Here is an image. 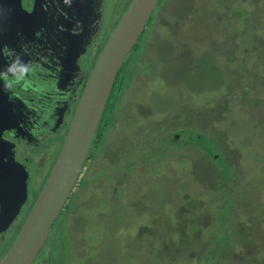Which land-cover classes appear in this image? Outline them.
Here are the masks:
<instances>
[{
    "label": "rangeland",
    "instance_id": "rangeland-1",
    "mask_svg": "<svg viewBox=\"0 0 264 264\" xmlns=\"http://www.w3.org/2000/svg\"><path fill=\"white\" fill-rule=\"evenodd\" d=\"M129 59L59 264H264V0H168Z\"/></svg>",
    "mask_w": 264,
    "mask_h": 264
},
{
    "label": "flooded vegetation",
    "instance_id": "flooded-vegetation-1",
    "mask_svg": "<svg viewBox=\"0 0 264 264\" xmlns=\"http://www.w3.org/2000/svg\"><path fill=\"white\" fill-rule=\"evenodd\" d=\"M132 1L89 0L79 8L70 0L54 1L52 5L46 0L41 27L21 35L15 45L0 46V107L8 113L2 123L7 127L2 128L0 138L8 142L12 160L25 175L24 180L16 181L15 191L18 196L25 181V200L6 228L0 230V262L43 191L96 59ZM158 3L159 0L145 28L154 17ZM46 4H50L48 9ZM73 86L67 109L61 114L63 100ZM107 102L108 99L101 118ZM85 163L86 159L79 176ZM2 193L5 196L0 195V212L8 213L13 209L9 204L16 202L13 180L0 187ZM61 211L30 264H59V238L53 230Z\"/></svg>",
    "mask_w": 264,
    "mask_h": 264
},
{
    "label": "water",
    "instance_id": "water-1",
    "mask_svg": "<svg viewBox=\"0 0 264 264\" xmlns=\"http://www.w3.org/2000/svg\"><path fill=\"white\" fill-rule=\"evenodd\" d=\"M45 1L0 0V46L15 45L21 35H28L32 30L41 27ZM48 1L51 5L54 1L59 2ZM70 1L77 3L79 8L80 5L89 3V0ZM157 2L158 0H133L106 40L76 106L57 162L13 245L0 264H30L46 239L50 225L63 208L79 176L116 76L126 56L137 43ZM50 4H46L45 9H48ZM74 89L73 86L64 98L61 114L66 111ZM6 116L7 111L0 107V136L2 128L7 127L2 126ZM24 178V170L12 160L8 142L0 138V187L13 180L16 198L15 203L9 204L13 209L8 213L0 212V230L6 228L25 200V181H22L23 189L20 188L18 196L15 193L18 188L16 181ZM0 195L5 196L3 193Z\"/></svg>",
    "mask_w": 264,
    "mask_h": 264
},
{
    "label": "trees",
    "instance_id": "trees-1",
    "mask_svg": "<svg viewBox=\"0 0 264 264\" xmlns=\"http://www.w3.org/2000/svg\"><path fill=\"white\" fill-rule=\"evenodd\" d=\"M166 1H168V0H159V3H158L159 7H157L156 12H158L162 8V6L166 3ZM238 10H241V9H237V11ZM241 11H243V10H241ZM156 12H155V14H156ZM155 14H154V17L152 18L151 22L146 26L144 32L141 34L137 44L134 46V48L132 50L137 49L138 43L142 42V40L144 39L145 35L150 30V26L152 25V22L155 19ZM237 18H238V16H237ZM262 60H264V59H262ZM130 61L131 60L129 59L125 63H123V65L120 68V70L123 71L124 66H126V64L128 62H130ZM121 81H122V79H121V76H119V72H118V74L116 76V79L114 81V84L112 86V89L110 91V95L108 97V102H107V105H106V109H105L104 115L102 116L101 122L99 124V127H98V129H97V131H96V133H95V135L93 137L91 148H90V151H89V153L87 155V158H86V163H88L90 161V159L94 158V154L97 152V150L99 149V147L101 146V144L103 142V139H104V136H105V133H106V130H107L108 126L111 125V121L116 115L115 114L116 105H117L116 103L118 102L120 93L122 91V82ZM83 168H85V166ZM78 182H79V180L77 179L73 187H75L78 184ZM72 193H73V188H72L67 200H69V197L72 196L71 195ZM66 205H67V203L65 202V204H64V206L62 208L63 210L66 207Z\"/></svg>",
    "mask_w": 264,
    "mask_h": 264
}]
</instances>
